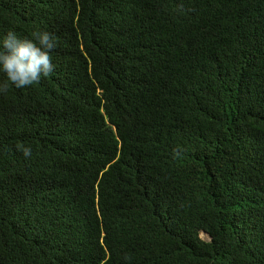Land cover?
Returning <instances> with one entry per match:
<instances>
[{
	"label": "trees",
	"instance_id": "1",
	"mask_svg": "<svg viewBox=\"0 0 264 264\" xmlns=\"http://www.w3.org/2000/svg\"><path fill=\"white\" fill-rule=\"evenodd\" d=\"M9 30L57 47L0 93V264H264V0H0Z\"/></svg>",
	"mask_w": 264,
	"mask_h": 264
},
{
	"label": "clouds",
	"instance_id": "2",
	"mask_svg": "<svg viewBox=\"0 0 264 264\" xmlns=\"http://www.w3.org/2000/svg\"><path fill=\"white\" fill-rule=\"evenodd\" d=\"M56 47V38L48 32L35 33L32 40L21 39L9 30L0 39V72L6 75V80L0 82V93H6L9 84L18 89L26 88L40 83L42 77L50 76L54 71L51 52ZM17 147L25 158L32 155L30 147Z\"/></svg>",
	"mask_w": 264,
	"mask_h": 264
},
{
	"label": "rangeland",
	"instance_id": "3",
	"mask_svg": "<svg viewBox=\"0 0 264 264\" xmlns=\"http://www.w3.org/2000/svg\"><path fill=\"white\" fill-rule=\"evenodd\" d=\"M201 237L204 240H210V238L205 233H201Z\"/></svg>",
	"mask_w": 264,
	"mask_h": 264
}]
</instances>
